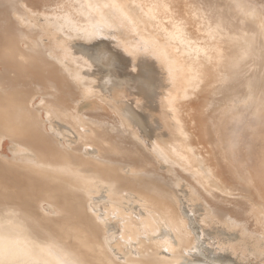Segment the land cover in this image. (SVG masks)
Returning a JSON list of instances; mask_svg holds the SVG:
<instances>
[{"label": "bare ground", "instance_id": "bare-ground-1", "mask_svg": "<svg viewBox=\"0 0 264 264\" xmlns=\"http://www.w3.org/2000/svg\"><path fill=\"white\" fill-rule=\"evenodd\" d=\"M243 16L257 24L242 38ZM43 106L77 142L48 128ZM260 129L263 0H0V149L10 136L37 152L0 155V204L77 264H234L204 243L264 261ZM102 198L157 211L175 252L111 243Z\"/></svg>", "mask_w": 264, "mask_h": 264}, {"label": "rangeland", "instance_id": "rangeland-1", "mask_svg": "<svg viewBox=\"0 0 264 264\" xmlns=\"http://www.w3.org/2000/svg\"><path fill=\"white\" fill-rule=\"evenodd\" d=\"M252 24H257V21L255 19L252 20L251 18H247L246 16H243L240 19V21L238 22V24L235 25L237 27V30H239L241 32L242 38L246 35L245 30H247ZM36 31H37V29H36ZM100 37H102V36H100ZM100 37H98L99 40H104V39H100ZM261 38H262V36L260 37V29H259V34L254 33L251 37V40L253 41V44H256V42H258ZM104 42H106V41H104ZM92 71H94V68L92 69ZM3 72H4V70H3ZM194 96L195 95L191 96V98H190L191 102L185 106V108L186 107L188 108V109H185L186 114H187L186 117L188 118V120L190 122H191L192 117H193L192 110H193V108L195 109L196 102H197V100H199L200 97H202V94L201 95L199 94L195 97ZM37 99L38 98H36L35 100H37ZM40 103H41V98H39L37 101L34 102V104L36 106H39ZM87 105H88V103H85L83 106L85 107ZM42 110H44V111H42L43 112L42 115L47 119L46 124H47L48 128L60 130L62 135L64 136L63 125H66L68 127L67 128L68 132L71 133L70 132L71 129L69 128V126L65 122L66 119H65V116H63V113L58 112V111L50 112V109L46 108V106H43ZM187 111H189L190 113ZM57 112H58V114H57ZM60 113H61V116L59 115ZM63 117H64V119H63ZM191 131H192V129H191ZM263 132H264V130L260 129L258 132L256 131L253 133L255 135L256 133L261 134ZM6 137L7 136H3V138H2L1 148L4 147V145L6 144L4 142V140H5L4 138H6ZM8 137L7 138L10 140V142L12 144V146L10 147V149H11L10 151L12 154L17 153V154H20L21 156H23L25 158H33V159L35 158L37 152L35 151V149L31 145H29L28 143H26L25 141H23L21 139L14 138V137L12 138L10 136H8ZM253 137H256V136H253ZM64 139L68 142L69 141L77 142L76 139H74V140L69 139L68 140V139H66V137H64ZM260 139L264 140V135ZM253 140H255V139H253ZM256 143H257V141H256ZM254 145H255L254 149L257 150L259 145L258 144H254ZM88 146H89L88 150H90V152H92L91 147L92 146L94 147V145L93 144L91 145V143H89ZM126 169H128V168H126ZM262 178H264V177H262ZM257 180L259 181V177H257ZM245 191L246 190L236 191L234 189H231V190H227V194L231 195V196H236V198H243V197H246V195L244 193ZM128 196L131 198H134L135 194L133 191H128ZM13 197H14L15 201L21 200L17 195H15ZM102 199L104 200L103 201L104 204L99 205L95 201L94 207L99 212L102 213L103 217H105L106 219H112V223H114L118 227V229L116 231H114L109 237V241L111 243L114 241H119L124 246L126 245L128 247L134 248L138 255H141V253L144 252V250L148 244L165 245L167 247L166 250L168 252H175V247H174L175 246V240H174V238L173 239L171 238L173 236H171L170 228L168 225L166 226V223L163 221V219L160 216H158L159 213H156L157 211H154V210L147 208V207L145 208V206H143V205L137 206V208H136L133 206H124L123 204H120V203L117 204V202L115 203V201L111 202L110 199H106V198H102ZM105 200H108V201H105ZM45 207L46 208L49 207V203L45 202ZM48 209H50V207ZM152 211H154L155 213H153ZM150 212L153 214H151ZM151 216L155 217L156 220L153 217L151 218ZM158 219H159V221H158ZM159 225H161L160 228H159Z\"/></svg>", "mask_w": 264, "mask_h": 264}, {"label": "water", "instance_id": "water-1", "mask_svg": "<svg viewBox=\"0 0 264 264\" xmlns=\"http://www.w3.org/2000/svg\"><path fill=\"white\" fill-rule=\"evenodd\" d=\"M100 42L102 43L104 40L95 39L90 45L93 47ZM92 69L89 70L92 71ZM85 103H87V101H84L82 106ZM67 128L66 125H63L64 137L68 140H74V133L72 130H70L71 133H69ZM4 142L6 144L0 149V155L11 158L13 155L10 151L12 144L8 138H5ZM96 203L99 205L104 204L103 199L97 200ZM9 209L5 210L0 204V264H77L69 255H64L61 249L53 244L52 240L48 242V240H50L48 237L44 239L41 238L39 233L33 231L30 226H27L25 222L21 221L18 217L19 213H15L12 209ZM191 214L190 216L193 217V213ZM196 216L198 217V213H196ZM195 224L199 226L198 223ZM195 230H197V226ZM198 230L200 231V229ZM224 237L225 239L222 238V242L229 246L233 245L236 239L225 235ZM48 243L51 246H48ZM203 246L204 249L214 251V253L211 252V256H218L234 264H264V261L258 262L256 260L251 261L242 259L240 254L237 252L234 253L232 249L224 248L219 250L218 247L220 248V245L218 244L206 245L204 243ZM50 248H54L55 250ZM48 251L53 254H50ZM165 251L168 253L166 256L169 257V252L167 250ZM196 258L199 260H196ZM188 259L201 262L203 257L198 254L197 256H189Z\"/></svg>", "mask_w": 264, "mask_h": 264}]
</instances>
